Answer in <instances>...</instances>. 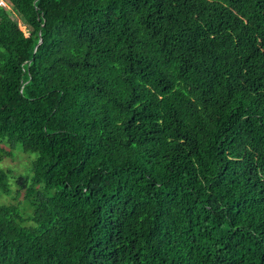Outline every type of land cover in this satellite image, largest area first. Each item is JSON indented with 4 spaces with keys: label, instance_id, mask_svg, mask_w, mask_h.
I'll return each mask as SVG.
<instances>
[{
    "label": "trees",
    "instance_id": "16d2710c",
    "mask_svg": "<svg viewBox=\"0 0 264 264\" xmlns=\"http://www.w3.org/2000/svg\"><path fill=\"white\" fill-rule=\"evenodd\" d=\"M4 1L0 264H264V0Z\"/></svg>",
    "mask_w": 264,
    "mask_h": 264
},
{
    "label": "rangeland",
    "instance_id": "374dc122",
    "mask_svg": "<svg viewBox=\"0 0 264 264\" xmlns=\"http://www.w3.org/2000/svg\"><path fill=\"white\" fill-rule=\"evenodd\" d=\"M0 7L3 8V9H8L9 7V4L7 2H5L4 0H0ZM12 13V12H10ZM13 16H15L13 13H12ZM18 20L20 18V22H21V25L24 27V23L22 20L23 17L21 16H15ZM10 152H12V155H5V157L2 159L1 161V167L4 168L6 171H10V175L11 177L13 178H16V177H19L21 175H24V176H31L32 175V162L34 160L35 157L33 156H36V154H32L31 155H28L22 151H20L21 149L17 150H11L9 146H6V144L4 142H0V155L3 154V151L2 148H4ZM12 184V191H13V194L11 196H7V195H4L0 192V204H6V205H9V204H17L19 205L21 211H22V214L24 215V217H27L30 213V212H27V207L25 204H22V197L20 198H16L17 194L16 192L19 190L18 186L15 184L14 180L11 182ZM2 194V195H1Z\"/></svg>",
    "mask_w": 264,
    "mask_h": 264
},
{
    "label": "water",
    "instance_id": "95a60500",
    "mask_svg": "<svg viewBox=\"0 0 264 264\" xmlns=\"http://www.w3.org/2000/svg\"><path fill=\"white\" fill-rule=\"evenodd\" d=\"M42 43V38L39 40V42L37 43V45H36V49H37V47L40 45Z\"/></svg>",
    "mask_w": 264,
    "mask_h": 264
}]
</instances>
